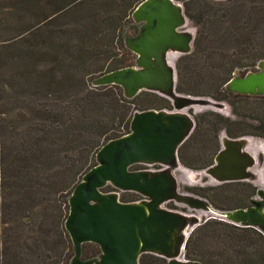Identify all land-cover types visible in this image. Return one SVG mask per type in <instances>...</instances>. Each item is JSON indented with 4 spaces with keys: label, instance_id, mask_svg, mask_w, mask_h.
I'll return each mask as SVG.
<instances>
[{
    "label": "trees",
    "instance_id": "16d2710c",
    "mask_svg": "<svg viewBox=\"0 0 264 264\" xmlns=\"http://www.w3.org/2000/svg\"><path fill=\"white\" fill-rule=\"evenodd\" d=\"M143 1L0 0V28H12L11 33H17L12 39L0 40V54L11 45L18 46L19 41L24 43V49L16 54L18 70L7 75L0 90V95H6L12 105L16 98V108L13 105L5 110V105L0 103V138L19 136L23 128L28 131L25 140L7 147L0 144V156L6 159L5 171L12 183H3L0 179V195L4 210H15L18 214L28 213L23 205H35L41 194L53 196V201L60 197L61 202L62 198L61 231L65 243L69 244V260L75 254L65 228L69 198L83 176L97 164L100 148L130 132L135 112L173 110L169 99L153 92L143 91L134 99H127L120 86L95 88L92 85L93 79L100 75L136 65L137 56L126 48L125 40L139 33L140 24L132 14ZM174 1L183 3L185 15L191 21L200 23L211 15L222 18L224 24H229V30L224 35L219 32V36L234 45L231 54H226L229 57L220 56L216 50L204 49L210 39L205 37L201 42L197 34L192 52L177 62L179 94L228 101L232 106V117L214 111L196 116L195 130L178 151L184 167L201 171L215 163L221 150L222 131L230 139H264V96L232 93L226 86L234 77L224 78L236 74L238 69L249 68L250 64L244 61H253L251 65L257 68L264 60L261 29L264 0H221L218 4L226 7L220 10L209 7L217 2L214 0ZM213 24L222 25L217 20ZM130 27L134 31L132 36L127 32ZM117 49L119 55L114 54ZM206 74L216 76L213 88L206 87ZM35 80L41 82L40 87H34ZM149 95L161 105L148 107L149 100L139 103L143 96ZM260 109L263 114L258 113ZM85 139H89L87 149L81 144ZM61 161L65 168L69 166L65 177L58 175L60 170L55 167ZM71 178L72 183L68 182ZM240 190L251 193L245 205L236 203ZM256 191L250 182L186 188V192L206 199L220 211L246 208ZM122 202L133 201L124 198ZM46 225V222L41 224V235L50 231ZM262 245L264 234L254 228L217 219L204 220L187 242L186 258L203 264H264V255L260 256L259 250L254 249ZM100 254L99 245L84 244V259ZM14 260H17L14 264H25L24 259ZM140 264H168V260L143 254Z\"/></svg>",
    "mask_w": 264,
    "mask_h": 264
},
{
    "label": "water",
    "instance_id": "95a60500",
    "mask_svg": "<svg viewBox=\"0 0 264 264\" xmlns=\"http://www.w3.org/2000/svg\"><path fill=\"white\" fill-rule=\"evenodd\" d=\"M139 33L128 37L125 45L134 53L136 65L105 73L93 79L95 88L120 86L127 99L143 91L169 99L173 111L135 112L130 132L104 144L92 167L69 198L65 228L74 245L71 264H140L143 254L168 260V264H203L186 259V245L204 219L200 213L264 234V188H258L250 206L233 211L215 209L206 199L181 192L174 174L181 164L178 151L192 135L195 119L185 112L193 106L224 109L222 102L192 97L176 90L178 73L174 61L190 54L195 35L187 31L188 18L183 5L174 0H145L133 12ZM232 93L264 96V60L256 72H238L226 86ZM217 102V103H216ZM216 111V110H213ZM253 137H221V150L215 163L203 170L215 184L260 181L259 159L250 151ZM136 165H160L159 171H134ZM201 175V174H200ZM112 186L118 192L105 193ZM120 192H132L143 199L125 203ZM176 202L191 213L168 210ZM216 219L215 217H213ZM94 243L101 254L83 258V246Z\"/></svg>",
    "mask_w": 264,
    "mask_h": 264
},
{
    "label": "rangeland",
    "instance_id": "374dc122",
    "mask_svg": "<svg viewBox=\"0 0 264 264\" xmlns=\"http://www.w3.org/2000/svg\"><path fill=\"white\" fill-rule=\"evenodd\" d=\"M217 1L216 3H211L210 8L213 10H220L221 8H225L226 6H220L218 4V1L221 0H214ZM181 5H183L182 2H177ZM229 6V5H228ZM227 6V8H229ZM236 16V14H235ZM217 20V23H221L222 25L213 24ZM215 25V26H213ZM216 26H223L222 28L218 29ZM229 24H224V21L219 16L211 15L208 19H205V21L202 22H194L188 19V26L187 31L192 33L193 35L199 36L201 39V42L203 38L205 37L210 39V42H205L204 49H211L216 50L220 56L224 55L226 57H229L231 52L234 49L233 43L227 40H223L219 36L220 34H223L226 32L227 27ZM215 28V30H214ZM262 29V37L264 38V24L261 27ZM12 30V28H10ZM8 28L1 27L0 28V40L5 39H12L16 37L17 33H11ZM132 27H130L127 32L129 36H132L134 34V31H132ZM14 31V30H12ZM45 40V39H43ZM43 42V41H42ZM263 42V41H262ZM28 43V42H27ZM23 42H18V46L11 45L5 52H1L0 54V90L2 88V83L6 81L7 75L14 74L18 70V64L19 61L17 60L16 54L18 51L23 50ZM203 44V43H201ZM47 47V46H45ZM48 50V48H47ZM7 51V52H6ZM49 51V50H48ZM50 52V51H49ZM52 53V52H50ZM114 54L119 55L118 49L114 51ZM10 55L8 58L7 56ZM182 57V55H178L176 60L174 61V64L177 68V62ZM119 58V57H118ZM248 62L250 66L249 68H243L238 69V73L240 75H246L248 72H255L257 69L256 65H251V62L253 61H244V63ZM133 64H135V59L133 61ZM195 63H192V66H194ZM253 64V63H252ZM178 73V72H177ZM233 77H236L235 72L232 75H225V79H231ZM205 85L208 88H213L215 83L217 82L216 76L214 74L212 75H205ZM91 80V79H89ZM41 82L38 80H35L34 87H40ZM32 86V85H31ZM146 95V94H145ZM0 103L1 105H5L6 107L16 108V98L14 97L13 105L12 101L6 99V95H0ZM145 100H149L148 103L151 105L148 107H158L161 105V103L157 100H155L153 97L143 96L142 99L139 100V103H145ZM217 103V102H216ZM221 104L224 109L215 108L213 106H193L190 108L185 109L186 113H189L194 119L196 116H200L204 113H207L209 111L216 110L214 112L220 113L226 117H232V106L230 103L222 102ZM254 108H256L254 106ZM174 110V107H172ZM168 110V111H173ZM263 112L262 109L258 111V113ZM30 129V128H29ZM28 129V130H29ZM23 133L19 132L14 137H10L9 135H3V137L0 138V144L5 145L6 147L8 144L12 145V143H18V140H25L28 136V131L26 133V129L23 128ZM25 131V132H24ZM226 132L222 131L220 133V139L222 135H224ZM89 142V139H85L81 141V144H83L87 149V144ZM250 151L256 155V157L259 159L262 166L257 165L255 168L256 172H259L260 174V181L254 183L253 185L258 188H264V139L261 138H253L252 139V146L250 147ZM82 159H80L81 162ZM56 163V162H55ZM64 166V167H63ZM7 167L6 159L2 160V157L0 156V179H3V183H11V180H9L8 174L5 171V168ZM55 167L58 168L60 173L58 175H61L62 177H65V164L63 161L59 162L58 164H55ZM140 169V170H139ZM162 167L160 165H136L132 168L134 171H142V170H150V171H159ZM178 184L179 189L181 192H186L187 187L191 186H217V184L212 181V179L208 176H206L203 173V170L196 171L188 169L184 166L180 167L178 171L174 172ZM201 174V175H200ZM2 177V178H1ZM68 182H73L72 178ZM12 184V183H11ZM112 187V186H111ZM113 188V187H112ZM110 188V186H107L105 188V193H111L113 189ZM110 191V192H109ZM257 192V191H256ZM255 192V195H256ZM120 192V196L122 198L127 199L129 201H139L140 198H142L140 195H134L131 194L132 192ZM136 194V193H135ZM42 195V194H41ZM37 197V201L35 205H23L25 209H28V213L21 212L20 214L16 213L15 210L6 211L4 210V201L1 198L0 195V264H14L17 262L15 261V258L24 259L25 261H22L25 264H70L69 256L71 252H69V244L65 243L63 235H62V226H63V218H64V206L61 205V202H63V199L61 198L59 202V198L57 197L54 201L51 200L46 194L42 196ZM251 195L250 192H245V190H240L238 199L236 201L237 204H247L248 203V196ZM252 198V197H251ZM28 206V208H27ZM164 207L168 210L173 211H180L183 213H191L188 211V209L182 205L177 204L176 202H169L164 205ZM62 209V211H60ZM31 212V213H30ZM200 216L204 220H210L214 219L216 216H213L211 214L207 213H200ZM219 220V219H217ZM47 223V228H49V232L46 233V235H41L40 228L42 223ZM62 224V226H61ZM255 250H259V253H261L260 256L264 255V247L259 246L258 248H254ZM254 250V251H255ZM187 259V258H186Z\"/></svg>",
    "mask_w": 264,
    "mask_h": 264
},
{
    "label": "flooded vegetation",
    "instance_id": "af4514ba",
    "mask_svg": "<svg viewBox=\"0 0 264 264\" xmlns=\"http://www.w3.org/2000/svg\"><path fill=\"white\" fill-rule=\"evenodd\" d=\"M139 170H140V169H139ZM252 184H253V183H252ZM257 190H258V189H257ZM109 192H110V191H109ZM111 192H118V191H116V190L114 189V190L111 191ZM256 193H257V192H256ZM254 196H255V195H254ZM254 196H253V197H254ZM253 197H252V198H253ZM252 198H251V199H252ZM122 199H123L122 196H120V200H121V201H122ZM142 199H143V198H140V200H142ZM140 200H139V201H140ZM135 202H136V201H135ZM249 206H250V203H249V205H248L247 207H249ZM247 207H246V208H247Z\"/></svg>",
    "mask_w": 264,
    "mask_h": 264
},
{
    "label": "crops",
    "instance_id": "0c3cea01",
    "mask_svg": "<svg viewBox=\"0 0 264 264\" xmlns=\"http://www.w3.org/2000/svg\"><path fill=\"white\" fill-rule=\"evenodd\" d=\"M224 135H227V134L225 133ZM251 139H253V138H251Z\"/></svg>",
    "mask_w": 264,
    "mask_h": 264
}]
</instances>
